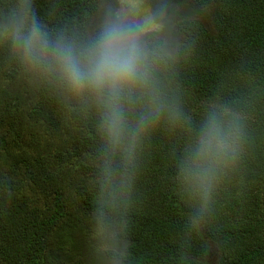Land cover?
<instances>
[{"label":"trees","instance_id":"trees-1","mask_svg":"<svg viewBox=\"0 0 264 264\" xmlns=\"http://www.w3.org/2000/svg\"><path fill=\"white\" fill-rule=\"evenodd\" d=\"M118 1L0 0V264H264V0H146V31ZM14 19L77 48L135 29L150 84L121 97L120 150L103 98L27 63ZM212 113L236 120L240 149L202 209L181 169Z\"/></svg>","mask_w":264,"mask_h":264},{"label":"clouds","instance_id":"clouds-1","mask_svg":"<svg viewBox=\"0 0 264 264\" xmlns=\"http://www.w3.org/2000/svg\"><path fill=\"white\" fill-rule=\"evenodd\" d=\"M24 59L33 68L57 75L70 91L94 92L109 111L102 130L110 150H120L125 141L121 97L150 84L149 61L139 34L129 25L105 24L86 47L77 48L62 40L50 42L46 33L33 25L26 32L23 21L11 22ZM240 130L235 119L209 114L191 146L181 169L188 193L206 209L218 174L234 162L240 149ZM135 136L125 151L130 156Z\"/></svg>","mask_w":264,"mask_h":264},{"label":"rangeland","instance_id":"rangeland-1","mask_svg":"<svg viewBox=\"0 0 264 264\" xmlns=\"http://www.w3.org/2000/svg\"><path fill=\"white\" fill-rule=\"evenodd\" d=\"M118 2L121 3V8H120L119 13H120L121 18H123L124 20L137 22L139 26L145 31L154 29L156 27V24L153 21V18L151 17V14L147 7L146 0H119ZM87 222H92L93 226L97 224L96 221L93 219ZM104 231H106V233L103 232L102 237L99 238L103 240H101L97 244V247L101 254H105L108 248H111L114 246V238H115L114 235L116 233L115 231H113V229H110L109 227H106ZM99 232H102V231L99 229L98 231H95L94 233H99ZM123 247L124 246H122L119 243V249L117 248V250L121 251V248ZM114 263H116V260L111 262V264H114Z\"/></svg>","mask_w":264,"mask_h":264}]
</instances>
